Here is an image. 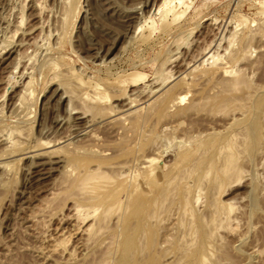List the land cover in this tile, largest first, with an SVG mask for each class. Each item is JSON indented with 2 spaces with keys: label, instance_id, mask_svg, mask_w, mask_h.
Here are the masks:
<instances>
[{
  "label": "rangeland",
  "instance_id": "1",
  "mask_svg": "<svg viewBox=\"0 0 264 264\" xmlns=\"http://www.w3.org/2000/svg\"><path fill=\"white\" fill-rule=\"evenodd\" d=\"M37 3L39 6L43 4L45 9L39 14L41 16L36 12ZM20 15L23 18L22 27L17 23ZM232 34L235 35L234 41L228 42ZM251 35L254 39L251 37L250 41ZM244 40L252 42L248 43L249 47L245 45L247 42L244 43L248 50L242 46ZM224 50L233 53V59L226 66L239 68L245 66L243 69L247 70L246 74L250 77L251 83L260 85V90L264 93V0H193V2L190 0H0V137L5 139L7 133H14L15 129L22 132L17 136L15 133L12 134V137L16 136L14 140L21 143V149L12 154H3L6 148L0 139V264H88L91 262L92 251L85 249L83 251L79 236L72 233V222H68L70 203L57 201V205L54 203L56 205L54 206L48 201L49 193L53 190L57 192L60 188L58 177L63 167L53 160L61 158L63 152L72 147L95 151L99 148L98 151L104 149L107 153L116 150V145L121 143L122 135L116 119L128 114L124 111L128 108L125 105L127 106L130 99H135L133 110H137V113L127 116V119H135L139 115L142 120L134 136L136 139L133 141L132 138L123 145L128 154L116 159L130 161L134 152L135 155L138 154L136 156H148L153 161L144 164L142 168L134 165L133 169L132 167L127 169L129 182L133 180L136 184L142 185L145 190L142 192V202L145 203L144 201L149 200V197L163 188L165 183L167 184L175 176L179 178V173L176 172L185 165L181 153L186 152L191 158L197 156V143L194 139L196 134L200 133V137L206 139L218 133L226 121V115L215 114L214 111L210 114V111L207 112L208 109L203 110L199 106L197 109L199 113L190 112L192 115L188 113V116L187 114L183 116L184 118H173L171 115L175 108L169 109V105H165L163 110L168 108L170 119L168 116L161 121L155 111H149L151 105L148 104L176 82L178 83L171 90V96L178 97L184 92L186 102L183 105L206 95H214L218 89H213L212 85L214 80L219 81L220 74L209 64L210 62L199 65L203 60L200 55L203 52L210 54L215 52L214 55L223 57ZM223 58L220 60L222 63L226 61ZM17 61H21L19 68L15 63ZM161 63H164L162 65L171 72L167 75V86L160 88V92L155 94L156 97L148 100L149 93L143 87L152 85L151 88L155 90L159 86L158 78L156 80L154 78L161 71ZM19 73L22 75L19 76ZM11 75L17 86H11L14 84L12 81L10 87L5 85L6 78ZM208 77L210 78L207 81ZM152 80L157 81V84ZM61 87L67 89V92L69 88L70 91H76V96L83 98L88 96L85 103L77 99L69 101V94L62 96L65 90L63 92ZM94 87L101 90H94ZM97 94L105 98L99 99ZM94 95L97 98L92 97ZM87 106L102 108L103 111H91ZM76 108L77 111L73 110ZM109 108L115 109V113L113 110L110 112ZM147 112L150 116L146 114ZM143 115H146V120L143 119L145 117ZM180 141L185 144L184 150H179ZM153 144H155L154 149H152ZM45 151L55 152L51 157L38 155ZM252 158L251 167H248L249 165L246 167L244 180L239 184H233L234 186L227 190L228 193L222 196L224 200L230 198L229 201L239 204L241 202L242 207L246 205L245 212H248L254 208L253 197L258 198L260 192L263 194H261L262 198L260 196L258 198L263 208L258 207V211L256 209L254 213L258 217L253 215L248 225L243 221L239 223L238 231L242 235L245 234L244 240L238 242L235 235L229 239L232 241L231 245H236L232 247L240 264H264V171H261L258 158L255 156ZM6 166L9 170L2 172L1 167ZM149 170H152L151 174ZM195 170L196 173L192 172L191 176L186 177L189 179L181 180L184 183L176 178L174 184H193L195 178L203 172V167ZM255 170L259 171V174H255L258 173ZM255 177L258 178V182L255 181L257 180ZM250 189H252L251 193H248ZM248 199L252 208L247 203ZM58 203L61 204L60 207ZM253 227L254 229L251 230ZM118 229L119 231H116L120 234L122 228ZM127 234L128 230L124 231L120 240ZM61 239H63L62 243ZM59 241L68 249L75 248L71 260L65 255L64 258L58 252L52 254V257L47 254L55 245H60ZM63 241L66 243L63 244ZM41 249H44L45 253ZM255 251L259 253L257 257L251 254ZM96 257L93 256L92 259Z\"/></svg>",
  "mask_w": 264,
  "mask_h": 264
},
{
  "label": "bare ground",
  "instance_id": "2",
  "mask_svg": "<svg viewBox=\"0 0 264 264\" xmlns=\"http://www.w3.org/2000/svg\"><path fill=\"white\" fill-rule=\"evenodd\" d=\"M67 2L68 1H66L65 4H67ZM190 2H193V0H190ZM41 6H39L38 4V6L36 5L35 7L38 15L42 14L43 13L42 11L45 10L43 7V4ZM162 8H163V5H162ZM62 21L64 22V20ZM22 22H23V18L21 16L17 22L20 27H22ZM253 35L259 36V34L257 33H253ZM230 37L231 38L228 39V42L234 41L235 35L232 34ZM251 37L252 35L249 37L250 41H251ZM247 41L244 40V42H242L243 43L242 46H244L246 50H248V47H249L248 43H252V42H247ZM228 42L226 40V43ZM245 42H247V44ZM244 43L248 47H245ZM228 45L230 46V43H228ZM225 49H228V48H225ZM214 53H211V54L209 52L201 53L200 56H201V59L203 60L201 61V64H199V65H202L206 62H210L209 64L213 66L214 69H216L215 71L219 72L220 74V76H218L219 81L214 80L213 85H212L213 89L215 88H216L215 90L218 89L214 95L213 94L206 95L199 100H191L189 103L183 105V103L186 102L185 101L186 96H183L184 92L181 95L179 94L178 97L176 95L171 96V90L178 83L176 82V84L170 86L167 90L164 91V93L156 97L155 94L158 93L160 88L164 87L167 84L168 82L167 75L171 73L170 71L166 70L164 65H162L164 63H161L162 68L160 69L161 71L159 72V74H157L158 77L155 74L156 77L154 78L155 80L156 78H158L157 80L159 81V84H158L159 86H157L155 90L151 88L152 85H150L151 87H143V88H146L147 89L146 92L149 93L148 94L149 96H147V98L149 97L148 100L156 97L150 104H148V105H151L150 107L151 109H149V111L150 110L155 111V114L159 118H161L160 119L161 121L162 119H165L168 116H169L168 118L170 119V115H168L170 111L167 110L168 108L166 107L163 110V107L165 105H169L168 106L169 109L175 108L174 113L171 115V117L173 118L174 117L180 118L186 114L188 116V113L190 112L197 113L198 112L197 109H199L198 108L199 106L203 110L208 109L207 112L210 111V114L213 113V112L211 113V111H214L215 114L220 113L221 115V113H225L226 115V121L222 125V129L218 133H214L213 135H210L206 139H202L200 137L201 136L200 133L196 134L194 139L196 141L195 143H197L196 145H197L198 155L195 157L193 156L191 158L186 155V152L181 153L182 160H184L185 165L181 168L179 172H176V174L179 173L178 177L179 176L180 177L177 178L175 176V178L168 181L167 184L165 183L164 187L161 189L159 188L160 190L156 192L154 195H151V198L149 197V200L144 201L145 203L142 202V196H143L142 192L144 190L142 188V185L136 184V182L133 180L131 183L129 182L127 169L131 167L133 169V167L135 166L136 167L141 166L142 168L144 164L152 163L153 159L148 158V156L144 157L143 155L136 156L138 154L135 155L134 152H132L133 154H131L132 155L131 158L132 157L133 158L132 160L130 159V161L129 160L120 161L116 159L117 157H123L128 154L127 150L123 147V145L128 143L129 140L132 138H133V141L134 139H136L134 138V136L136 135L137 129H139L140 127L139 122L142 120L140 119L141 116L137 115V117H135L136 116L135 115L134 116L135 119H132V118L127 119V116L137 113V110H133V107L135 106L133 104L135 102L133 101L135 100L134 98L133 100L130 99V101L127 102L128 103L127 106L125 105V107H128V108H126L124 112H128V114H124L116 119L119 130L122 131L121 143L116 145L117 146L116 150H111L112 151L111 153H107L104 149L101 151H98L100 150L99 148H97L98 150L95 151V150L88 149V148L84 149L81 147H72V148H67L63 152V156L61 158H58L57 160H53V161H56V163L62 164L63 167L58 177L59 178L58 185L60 186V188L57 189L58 190L57 192L53 190L49 193L48 201L52 202L53 203L52 205H54V203L56 204L57 201L58 202L60 201V203L62 202L70 203V208H69L70 215L68 217L70 218V220L68 218L67 220H69L68 222L70 221L72 222L71 227H73L72 229L74 231V232L72 231V233L79 236L78 238L80 240L79 241L80 247L83 248V251L84 249L90 252L92 251V253L91 254L89 253V254L93 255L94 257L97 256L94 259H92L93 257L92 256L90 258L91 262L87 261V262H90L88 264H110L112 262H115L116 264H240V261L232 247L234 244L231 245L232 241H230L229 239L231 236L235 235L238 242H242L244 240L245 234L242 235L238 231L239 223L243 221L246 225H248V221L254 215L256 209L258 211V207L263 208L261 203L258 201L259 196L261 197V194H262L260 191L262 190L259 191L260 194L257 195L258 198L253 197L254 208L252 211H248V212H245L244 206L246 205H243L242 207V205H240L241 202L239 204L234 201L233 202L229 201L230 198H228V200L227 199L224 200L225 198H223L224 197L223 194L228 193L227 190L231 186L233 187L234 186L233 184L235 183L239 184L241 180H244L243 177L245 173L247 172L246 167L248 165H249L248 167H251L250 163L253 162L252 157L254 156L255 158L257 157L259 161L258 162L259 165L264 169V93L261 92L260 85L259 86L255 84L253 85L251 83L250 77H248L246 74L247 70L245 71V69H243L245 66H243V68H239L236 66H233V67L226 66L233 59L232 52H228V50H224V55H223L224 58L219 55H214ZM222 58L226 60L224 63L220 61ZM19 62L21 63V61L15 62L18 68L20 67L19 65H21L19 64ZM251 66L253 67L254 65H251ZM257 66L259 65L257 64ZM194 68H197V67H194ZM20 74L21 73H19V76ZM209 78L210 77H208L207 81L209 80ZM12 79H13L12 75L7 77L6 82H4V83H7L5 85H8L10 87L11 81L13 82ZM17 79L18 78L16 77V80ZM16 80L15 82L17 84ZM155 80L154 81L152 80V81L155 82ZM180 80L179 82H182ZM14 85L15 83L11 86H14ZM65 88L64 89L62 88L63 92ZM83 88L81 87V89ZM97 88L98 87H94L93 89L97 90ZM74 89H77V88L74 87ZM100 90H97V91H100ZM183 91L185 90L183 89ZM75 92L70 91V88H69V92H67V89H66L64 92L65 94L62 96L64 97L68 96L66 95L67 93L69 94V101H71L72 99H77L78 101L85 103L84 101L86 100L88 96L86 98L79 97L75 95ZM138 92H140L139 89H138ZM97 96L99 99L105 98L103 96H100L99 94H97ZM97 96L94 95L92 97L97 98ZM77 108L73 110L77 111ZM88 108L91 111L102 109V108L97 109L94 106H87V109ZM110 109L111 108H109V110ZM79 110H80V107H79ZM112 110L113 109H111L110 112H113L115 109L113 111ZM89 112H88V115H90ZM146 114H148V112ZM148 115L150 116V114ZM143 117H144L143 118L144 120L147 119L146 115H143ZM111 123L113 125V121H111ZM114 125H116L115 122H114ZM19 132L20 131H18L17 129L14 130V133L16 134V136L21 135L22 132L20 133ZM14 133L13 132H11L10 134L7 133L5 139H1L0 137L1 143L6 148L4 150L5 153L3 152V154H12L13 152L19 151L21 149V143L18 140H14L16 137V136L14 137L15 135ZM12 134H14L13 137H12ZM20 137L18 136V138ZM167 139H170V138H167ZM179 144H181V146H179V150L183 149L185 146L184 142L182 143L180 141ZM154 145L155 144H153L152 149H154ZM92 146L93 145H91V147ZM45 148H49V147H45ZM54 152L55 151H51V152L45 151L38 155L41 157H47V156L51 157V155ZM47 163L49 164L48 161ZM200 167H203V172L201 173V175H199L198 178H195L196 180L193 184L192 183L174 184V182L177 180L181 181L184 178L189 177V175L192 174V172H194L195 169L198 168L199 170ZM1 168H2V172L7 171L8 169L7 166L1 167ZM262 168H261V171H264L262 170ZM258 170L260 171V169ZM149 171L151 174L152 170H149ZM259 171H256L258 173H255V174H259ZM248 174H249V171H248ZM255 174L253 173V175ZM186 179H189V178H186ZM255 179H257L255 181L258 182V178L255 177ZM183 181H185V179ZM183 181H181V183ZM58 185L56 186V188L58 187ZM252 189H250L248 193H251L250 191ZM257 189L259 190L258 186H257ZM244 198L247 199V197H244ZM249 199H251L250 196H249ZM249 199L247 200L248 202L247 201L246 202L249 203L250 204L249 206L252 208L253 206H251ZM240 201L242 200L240 199ZM261 202H262V199H261ZM58 206L60 207L61 204ZM246 209L249 210V208H246ZM48 210H46V212H48ZM39 214H41V212ZM254 216L258 217L257 215H254ZM120 227L122 228V230H121V233L119 234L117 233V231H119L118 228ZM252 229H254V227L251 228V230ZM127 230H128L127 236L123 237L124 239L122 238L120 240V236L122 235V233L124 231L127 232ZM69 235L71 236V234ZM63 239H61V243ZM58 243L60 245L57 246L58 244L57 245L54 244L55 246L53 245L54 247L53 248L51 247L52 249L48 250L50 252H48L47 254L49 256L51 255L52 257V254L59 253L61 254V256L63 255L64 257L65 255L68 260H71L75 252L74 246H73L74 249L71 250L72 248L68 249L67 247L62 246L60 241ZM65 243L66 242H64L63 244ZM240 246H242V244ZM41 251L44 252V249L43 250L41 249ZM257 252L259 251L257 250ZM118 253H119V257L117 258ZM249 254H248V257H250ZM251 254L257 257L259 253H256L255 251L254 253H251Z\"/></svg>",
  "mask_w": 264,
  "mask_h": 264
}]
</instances>
